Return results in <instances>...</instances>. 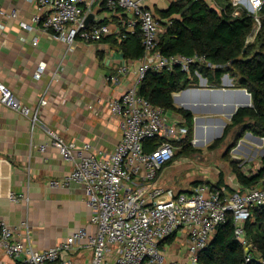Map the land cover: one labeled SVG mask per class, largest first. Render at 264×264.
Instances as JSON below:
<instances>
[{"label": "built area", "instance_id": "2783aa9c", "mask_svg": "<svg viewBox=\"0 0 264 264\" xmlns=\"http://www.w3.org/2000/svg\"><path fill=\"white\" fill-rule=\"evenodd\" d=\"M149 1L30 0L40 12L33 17V23H41L44 31L70 48L78 41L98 43L116 35L119 42H124L139 34L145 53L139 59L134 84L109 105L120 121L122 132L113 153L102 150L91 153L90 144L76 153L75 144L66 142L50 129H47L49 144L38 148L45 151L51 145L59 149L65 160L76 163L64 180L52 181L50 186L65 188L75 183L84 187L91 224L96 231L91 234L81 228L58 246L37 251L26 241L16 240L13 227L0 220V248L10 258L24 259L28 264H75L64 259L63 254L86 248L92 252L90 264H198L217 227L230 215L234 219L236 239L249 249L245 224L255 208L264 207V177L255 188L234 193L205 184L187 191L158 184L160 171L174 160L178 150L175 143L186 138L188 128L179 114H170L140 96L139 86L149 71H171L179 67L190 73L191 65L202 59L164 55L159 51L165 32L163 23L171 21L158 18L154 9L147 6ZM230 1L235 14L246 9L260 25L264 0ZM98 9L118 17L121 25L116 28L112 24L94 23V19L86 26V18L90 14L96 17ZM0 14L15 19L18 11L6 13L0 8ZM32 28L31 24L24 25L26 30ZM128 71L127 66H122L109 78L110 82L118 84ZM0 102L28 118L34 130L40 123L45 97L35 107L27 106L0 81ZM155 139H161L162 143L147 151L145 143ZM9 200L20 203L25 199L10 193ZM114 252L116 257L110 261ZM246 260H250V255Z\"/></svg>", "mask_w": 264, "mask_h": 264}, {"label": "crops", "instance_id": "0c3cea01", "mask_svg": "<svg viewBox=\"0 0 264 264\" xmlns=\"http://www.w3.org/2000/svg\"><path fill=\"white\" fill-rule=\"evenodd\" d=\"M170 3L150 0L147 6L153 8L161 4L168 9ZM0 8L6 13L18 11L15 19L0 14V81L27 106L35 107L45 97L40 123L34 130L28 118L0 102V220L13 227L16 240L26 241L35 250L44 251L58 246L81 228L91 234L96 231L91 224L84 187L75 183L65 188L50 186L52 181L64 180L76 163L65 160L59 149L51 145L45 151L38 149L49 144L47 129L75 144L76 153L86 144L91 145V153L98 150L113 153L121 141L122 132L120 121L112 114L109 105L134 84L140 60L125 58L120 45L126 40L119 42L116 35L98 43L78 41L70 48L44 31L41 23H33V17L40 12L30 0H0ZM94 19V23L112 24L116 28L121 25L120 19L105 9H98ZM25 24H31L32 30L24 29ZM122 66L129 68L128 73L118 84L111 83L109 78ZM224 83L222 86L228 87L229 79L226 78ZM195 93L176 96L177 105L191 108L192 101L213 102L210 95ZM192 113L194 119H204L194 133L196 144H210L212 137L221 134V128L223 136L225 127L221 123H209L217 118ZM208 115L222 118L221 113L210 112ZM195 127L194 121V131ZM216 127L219 130L215 131ZM256 154L261 160L250 165L251 157ZM263 157L264 142L245 134L230 152V169L220 187L227 193L255 188L241 185L230 164L231 161L237 163L249 176L262 167ZM164 170L159 175L158 184L169 187V181L163 180ZM201 177L198 182L208 185L220 182L218 172L213 180L204 175ZM182 185L180 183L178 190L187 191L193 187ZM10 193L21 195L25 200L11 202ZM115 257L114 252L109 260L114 261ZM63 258L73 260L75 264H90L92 252L80 248L77 252L63 254ZM0 264L28 263L24 259L10 258L0 248Z\"/></svg>", "mask_w": 264, "mask_h": 264}, {"label": "trees", "instance_id": "16d2710c", "mask_svg": "<svg viewBox=\"0 0 264 264\" xmlns=\"http://www.w3.org/2000/svg\"><path fill=\"white\" fill-rule=\"evenodd\" d=\"M212 2L173 0L168 9L159 10L161 19L171 21L170 24L163 23L165 32L161 36L159 51L164 55L197 57L202 61L193 63L190 73L179 67L171 71H149L139 86L140 96L170 114H179L185 120L183 125L188 128V135L183 141L175 143L181 150L175 158L196 151L192 145L195 116L191 111L177 107L174 95L198 85L200 80L197 74L206 78L214 88H221L222 77L228 74L235 84L234 88L247 90L253 103V107L240 108L236 112L226 125L223 136L216 139L209 149L228 143L224 154L230 158V152L248 131L264 138V8L260 25H257L253 15L246 9L235 14L236 9L230 0ZM254 30L257 32L250 43L249 37ZM120 47L125 58L139 60L145 53L139 34L127 39ZM161 143V139L148 141L145 143L146 150H154ZM230 165L244 187H255L264 177V157L262 167L249 176L237 163L231 161ZM199 184L205 183L195 182L193 187ZM222 184L223 177L218 184L209 186L221 189ZM245 232L250 243L249 249H245L236 239L234 219L228 216L201 252L198 264H264V207L252 211L251 218L245 224ZM247 255H250L249 261L246 260Z\"/></svg>", "mask_w": 264, "mask_h": 264}, {"label": "rangeland", "instance_id": "374dc122", "mask_svg": "<svg viewBox=\"0 0 264 264\" xmlns=\"http://www.w3.org/2000/svg\"><path fill=\"white\" fill-rule=\"evenodd\" d=\"M171 1L172 0H166L167 3H170ZM212 1L213 0H211V3L213 4ZM158 6H159V8H158ZM158 6L153 7V9H154V12L156 13L157 17L161 19V15H160L159 10H165L166 8L164 5H161V4H158ZM253 39H250L249 42L251 43L253 41ZM198 76H199V80H200L201 76L200 75H198ZM233 85H235V84H233ZM192 87H200V81H199L198 85H193L190 88H192ZM206 87L214 88V86L212 84H210L209 82H207ZM177 94H180V93H177ZM176 106L179 108L182 107V106L177 105V104H176ZM210 112L212 114L218 115V112H215V111H212L209 109L204 111V112L203 111L199 112L198 114L201 113V116H202V114H205L202 116L204 118L205 117L219 118L218 116H215V115H212V116L208 115V113H210ZM221 117L224 118L227 123H229V120H227L226 116L222 115ZM209 123L210 124H218V122H216V120H214L212 123L211 122H209ZM201 128L203 129V127H201ZM218 128H221V127H218ZM216 130H217V127H216ZM194 133H195V131H194ZM246 134H251L252 136H254L256 138H261L259 136L254 135L250 131H248ZM195 140H196V138L193 135L192 145L196 149V151L192 152L191 154L185 155V156H180L179 158L176 157L175 160L173 161V163L169 166V168L167 167V169L165 168V170H164L165 173H164L163 180L169 181L168 186L170 188L174 189L175 191H180V190H178L179 188H181V187H179L180 183H183L182 187H187V188L194 185L195 182L199 181V178L202 175L209 177L211 180H213L215 178L217 172H218V179H220L221 177L224 178L225 175L226 176L228 175V171L230 169V166H229L230 158L229 157L226 158L225 154H224L226 151V146L228 143L222 144L220 147H215V148L209 149V146L212 143H214L215 140H213L210 144L204 145V146L196 145L194 143ZM201 140L202 139H200L199 141L201 142ZM203 141H207V140H203ZM180 151L181 150L178 149V151H177L178 154ZM183 157H185V159ZM176 159H177V161H176ZM260 160H261L260 155L258 156L256 154L253 157H251L249 164L250 165H256L259 163ZM160 186L167 187V186H164L161 184H160Z\"/></svg>", "mask_w": 264, "mask_h": 264}, {"label": "water", "instance_id": "95a60500", "mask_svg": "<svg viewBox=\"0 0 264 264\" xmlns=\"http://www.w3.org/2000/svg\"><path fill=\"white\" fill-rule=\"evenodd\" d=\"M93 20H94V14H90L85 20V25L88 26ZM256 32L257 30H254L249 38L252 39L253 37H255ZM225 78H229L228 74H225L222 77L223 85H225L224 83ZM229 81H230V85L228 87L223 86V88H208L206 87L208 80L201 76L200 87L187 88L183 90L181 93L186 94L190 92L191 93L198 92V93H206V94H211V95H225L227 97V101L226 100L225 101H215V102L210 101V105H211V109L215 107V109H217L216 112L223 113V115L226 116L227 120L231 121L232 117L236 114V112L240 108H251L253 107V103H252L251 94H249L247 90L240 89V88H234V85L230 78H229ZM203 83H205V86H203ZM174 102L175 104H177L176 96H174ZM206 105L208 104H198V103L193 102V104H191L192 109L190 108L191 109L190 111L194 113H199L202 111V109ZM181 108L185 110H189V108L187 107L182 106ZM201 120H203V118L195 119V124H196L195 133L197 131L198 122ZM213 120H216V122L221 123L223 127H226V125L228 124L224 118L211 119V121ZM222 132H223V128H221V134ZM221 134L219 136L212 137V139L213 140L219 139L221 137ZM257 139H259L261 142H264V138H257ZM195 144H196V140H195ZM196 145L204 146V144H196Z\"/></svg>", "mask_w": 264, "mask_h": 264}, {"label": "bare ground", "instance_id": "6f19581e", "mask_svg": "<svg viewBox=\"0 0 264 264\" xmlns=\"http://www.w3.org/2000/svg\"><path fill=\"white\" fill-rule=\"evenodd\" d=\"M226 79V78H225ZM224 79V80H225ZM229 79V78H228ZM198 92H196L195 94L196 95H198L197 94ZM180 94H181V92H180ZM180 94H177L176 96H179ZM206 94V93H205ZM208 95H210L211 97H213V99H211V100H213L214 102L215 101H223L224 100V97L223 96H225V95H211V94H208ZM225 99H226V101H227V97L225 96ZM193 102L194 103H198V104H208V105H206V106H204V108L202 109V111L204 112V111H206V110H212V111H216L217 109H215V107L213 108V109H211V105H210V103L209 102H200V101H192V103L191 104H193ZM182 106V105H181ZM187 108H189V107H187ZM192 109V108H191ZM190 108H189V110H191ZM201 111V112H202ZM222 115H223V113H221ZM225 116V115H224ZM204 120V119H203ZM203 120H201V121H199L198 123H202L203 122ZM209 122H213V121H209ZM219 127V126H218ZM220 127H222V126H220ZM217 130H219V129H217ZM216 130V131H217Z\"/></svg>", "mask_w": 264, "mask_h": 264}]
</instances>
